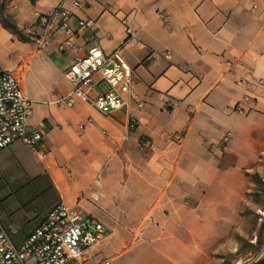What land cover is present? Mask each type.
I'll list each match as a JSON object with an SVG mask.
<instances>
[{"label": "crops", "instance_id": "0c3cea01", "mask_svg": "<svg viewBox=\"0 0 264 264\" xmlns=\"http://www.w3.org/2000/svg\"><path fill=\"white\" fill-rule=\"evenodd\" d=\"M58 2L4 0L3 16L17 32L0 24V49L12 58L0 59V69L19 77L32 101L28 124L42 138L33 148L15 141L1 149L0 174L44 182L51 194L30 228L2 223L22 236L13 241L63 201L109 230L86 250L85 264H248L264 253V207L244 201L245 173L264 170V0L65 3L73 26L95 21L104 52L126 42L127 28L135 38L122 55L143 106L127 101L108 114L56 103L70 89L63 70L73 57L57 50L62 30L36 31L49 38L44 49L25 35ZM106 89L92 84L93 93Z\"/></svg>", "mask_w": 264, "mask_h": 264}, {"label": "built area", "instance_id": "2783aa9c", "mask_svg": "<svg viewBox=\"0 0 264 264\" xmlns=\"http://www.w3.org/2000/svg\"><path fill=\"white\" fill-rule=\"evenodd\" d=\"M84 1L59 0L50 11L38 14L36 21L25 30V35L39 49H44L50 41L47 37H36L38 29L62 30L64 37L57 50L73 55L70 64L63 70L70 89L56 103L73 107L84 102L101 114H108L127 101H134L137 107H142L143 103L137 99L133 89V69L122 55L127 40H135L132 32L127 28L126 42L111 52H104L98 43L92 18H78L75 26L71 24L73 15L65 3L79 7ZM78 39H82V44ZM227 65L230 67L231 62H227ZM95 82L105 83L107 89L93 93L92 84ZM261 84H264V80ZM245 86L248 92L252 91L251 82L247 81ZM249 99V93L244 95V101ZM31 106L32 101L24 95L17 74L12 70L0 69V150L15 141H21L30 148L40 142L41 133L28 124ZM234 109L240 114L244 113L239 103ZM134 124V119L130 118L129 127L133 128ZM83 126V123L79 124L80 128ZM231 137L232 132L228 130L219 144L225 145ZM108 233L104 224L78 205L70 207L58 201L42 222L19 243L13 241L9 230L0 220V264H85L86 250L103 240ZM93 264L112 262L101 259Z\"/></svg>", "mask_w": 264, "mask_h": 264}, {"label": "rangeland", "instance_id": "374dc122", "mask_svg": "<svg viewBox=\"0 0 264 264\" xmlns=\"http://www.w3.org/2000/svg\"><path fill=\"white\" fill-rule=\"evenodd\" d=\"M4 10V0H0ZM10 19L9 16L5 17ZM0 24L8 28L0 16ZM0 59L12 60L7 57L4 48L0 49ZM256 174V176H255ZM7 174H0V220L5 225L12 224L15 227L26 230L33 226L37 221V215L43 210L51 198L46 184L41 181L24 180ZM246 190L244 191V201L252 202L253 205L264 207V170L260 172L251 171L245 173ZM21 230V233H22ZM15 242L21 239V235L10 233ZM136 249L127 254V258L137 260ZM228 258V261H230Z\"/></svg>", "mask_w": 264, "mask_h": 264}, {"label": "trees", "instance_id": "16d2710c", "mask_svg": "<svg viewBox=\"0 0 264 264\" xmlns=\"http://www.w3.org/2000/svg\"><path fill=\"white\" fill-rule=\"evenodd\" d=\"M31 1L33 2V0H31ZM0 16L2 17L4 24L8 27V29H10L11 31L17 32L15 26L10 21H8L6 18H4V16H3V6H2L1 3H0ZM22 39L26 40L25 37L24 38L22 37ZM255 176H256V174H255Z\"/></svg>", "mask_w": 264, "mask_h": 264}, {"label": "water", "instance_id": "95a60500", "mask_svg": "<svg viewBox=\"0 0 264 264\" xmlns=\"http://www.w3.org/2000/svg\"><path fill=\"white\" fill-rule=\"evenodd\" d=\"M248 264H264V253L259 254L252 262Z\"/></svg>", "mask_w": 264, "mask_h": 264}]
</instances>
